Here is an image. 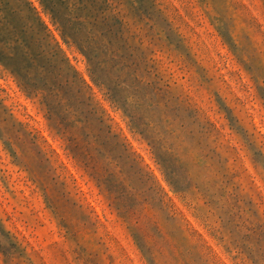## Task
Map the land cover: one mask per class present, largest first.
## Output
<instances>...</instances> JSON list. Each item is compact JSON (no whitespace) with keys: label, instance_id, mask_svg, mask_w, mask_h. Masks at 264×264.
<instances>
[{"label":"clouds","instance_id":"1","mask_svg":"<svg viewBox=\"0 0 264 264\" xmlns=\"http://www.w3.org/2000/svg\"><path fill=\"white\" fill-rule=\"evenodd\" d=\"M0 193V264H264V0H0Z\"/></svg>","mask_w":264,"mask_h":264},{"label":"rangeland","instance_id":"2","mask_svg":"<svg viewBox=\"0 0 264 264\" xmlns=\"http://www.w3.org/2000/svg\"><path fill=\"white\" fill-rule=\"evenodd\" d=\"M183 3H184V0H176V5H181ZM172 11L177 13V14H180V13L183 14L179 18L183 21V24L187 27L188 31L191 33V35L188 37V39L194 47L198 48V42L201 41L202 35H203V28L201 27L199 21L195 18L194 15H191V14H189L188 11H185V9L183 7L175 6L172 9ZM185 16H187V19H184ZM4 19L8 23H12L13 25H15V23L17 22V14L15 12H12L9 10L6 13ZM64 50H65V54L67 55L69 61L84 76L85 80H87L88 76H87L86 64L81 59L79 54L75 53L74 50H71L68 48H65ZM161 56L163 57V54H161ZM209 56L213 60H215V63L213 64V68H214L215 72L219 73L221 79H223L224 83L227 84L228 81L231 79V77L228 75V73H229L228 66L224 62L220 61L219 57L214 56L211 52H209ZM21 99L23 100V98H21ZM23 102L28 105L29 113L35 117V120L33 121L34 126L39 128L42 131L43 135L48 139V142L51 145L52 149L55 150V152L58 155H60L61 159L67 165L69 170L75 174V169L72 167V164L67 159H65V157L63 155V150L59 146V141H54L50 136H48L46 131H43V128H42L43 119H42V117L36 114V112L33 110L32 106L28 103V101H23ZM116 120H117V122H119V117H116ZM121 126L123 127V125H121ZM129 139H131V137H129ZM132 144H133V147L136 148V150L138 152H140L142 155H144L145 162L150 164L151 162L147 159V155H146V153L143 152V149L141 148V146L136 144V142L134 140L132 141ZM77 180L79 181V176H77ZM26 181H27V177L24 175V173H20L19 176L17 177V188L20 191L21 195H23L25 197L30 195V187H31L28 183H26ZM80 184H81V187L84 188L85 191H87L86 185H84L82 181H80ZM7 195L9 197H11V199L13 201L16 199L15 196H13L11 191H9L7 193ZM3 197H4V194L0 193V208L4 207V198ZM32 202L37 209H39L41 207V200H40V197L38 195H37V197H35L33 199ZM5 210L9 211V212H14V211H18L19 209L16 207H13V206H9ZM97 211H99V208H97ZM39 215L41 217V229H40L41 233H47L48 231H51L54 233L55 232V224L50 222L43 212H40Z\"/></svg>","mask_w":264,"mask_h":264}]
</instances>
